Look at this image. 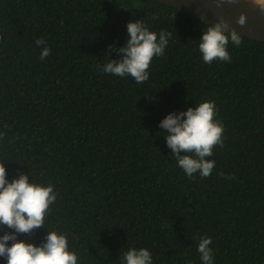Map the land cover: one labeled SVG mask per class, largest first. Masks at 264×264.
<instances>
[{"label":"trees","instance_id":"trees-1","mask_svg":"<svg viewBox=\"0 0 264 264\" xmlns=\"http://www.w3.org/2000/svg\"><path fill=\"white\" fill-rule=\"evenodd\" d=\"M136 20L171 33L141 84L99 70ZM207 27L145 0H0V160L9 182L26 173L57 193L44 227L19 240L65 234L78 264H125L133 248L153 264H202L210 237L214 264H264V42L230 41L231 60L208 64ZM205 101L223 147L209 177L190 178L160 122Z\"/></svg>","mask_w":264,"mask_h":264},{"label":"clouds","instance_id":"clouds-1","mask_svg":"<svg viewBox=\"0 0 264 264\" xmlns=\"http://www.w3.org/2000/svg\"><path fill=\"white\" fill-rule=\"evenodd\" d=\"M225 2L232 3L234 0H215L217 7ZM236 23L243 26L246 16L241 14ZM207 26L199 44L204 62H229L231 57L227 46L231 41L239 47L242 36L223 17L214 25ZM170 35L161 31L158 38L157 33L150 31L140 20L130 21L125 45L115 49L121 58L110 59L99 70L120 77L131 76L137 84L144 83L149 79L148 69L153 58L164 55ZM35 43L39 47L46 41L37 39ZM50 53V48L43 47L40 59L44 60ZM215 117V102L205 101L187 111L170 113L160 122V127L167 132V147L171 149L178 166L190 178L196 173L207 178L213 172L215 162L207 157L213 155L217 145L223 147L224 135L223 125ZM182 152L186 154L181 155ZM219 175L225 176L224 173ZM56 199L57 193L51 184L30 183L26 173L9 182L5 164L0 160V225L13 230L0 236V257L6 258L7 264H78L77 254L69 250L65 234L47 231L40 246L18 239L19 234H31L35 229L44 227L45 217ZM211 242L210 237H202L198 244L202 264H214ZM124 261L125 264H153L152 255L146 248L129 249L124 253Z\"/></svg>","mask_w":264,"mask_h":264},{"label":"water","instance_id":"water-1","mask_svg":"<svg viewBox=\"0 0 264 264\" xmlns=\"http://www.w3.org/2000/svg\"><path fill=\"white\" fill-rule=\"evenodd\" d=\"M176 9L207 25H214L223 17L244 38L264 42V2L259 0H234L220 7L215 0H145ZM241 14L246 23L239 26L236 21Z\"/></svg>","mask_w":264,"mask_h":264},{"label":"bare ground","instance_id":"bare-ground-1","mask_svg":"<svg viewBox=\"0 0 264 264\" xmlns=\"http://www.w3.org/2000/svg\"><path fill=\"white\" fill-rule=\"evenodd\" d=\"M259 1L264 2V0H259Z\"/></svg>","mask_w":264,"mask_h":264}]
</instances>
